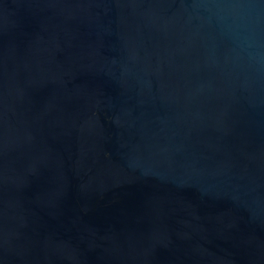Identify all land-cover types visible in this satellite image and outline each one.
Returning a JSON list of instances; mask_svg holds the SVG:
<instances>
[{
    "label": "water",
    "instance_id": "water-1",
    "mask_svg": "<svg viewBox=\"0 0 264 264\" xmlns=\"http://www.w3.org/2000/svg\"><path fill=\"white\" fill-rule=\"evenodd\" d=\"M0 264H264V0H0Z\"/></svg>",
    "mask_w": 264,
    "mask_h": 264
}]
</instances>
